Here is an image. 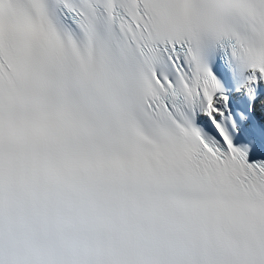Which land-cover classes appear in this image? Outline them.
Instances as JSON below:
<instances>
[{"label": "snow or ice", "instance_id": "6c2138e0", "mask_svg": "<svg viewBox=\"0 0 264 264\" xmlns=\"http://www.w3.org/2000/svg\"><path fill=\"white\" fill-rule=\"evenodd\" d=\"M0 264H264V0H0Z\"/></svg>", "mask_w": 264, "mask_h": 264}]
</instances>
